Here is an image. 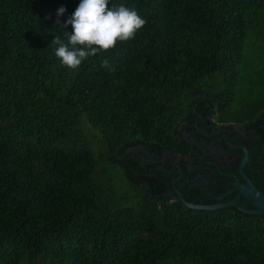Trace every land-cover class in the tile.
<instances>
[{"label":"trees","instance_id":"trees-1","mask_svg":"<svg viewBox=\"0 0 264 264\" xmlns=\"http://www.w3.org/2000/svg\"><path fill=\"white\" fill-rule=\"evenodd\" d=\"M79 3L0 0V264H264V215L166 195L217 203L244 149L264 192V0H110L146 25L70 69Z\"/></svg>","mask_w":264,"mask_h":264},{"label":"clouds","instance_id":"clouds-1","mask_svg":"<svg viewBox=\"0 0 264 264\" xmlns=\"http://www.w3.org/2000/svg\"><path fill=\"white\" fill-rule=\"evenodd\" d=\"M65 11V7H60L57 15ZM146 23L147 20L136 10L123 4L110 6V0H80L71 17L61 27L64 38L56 36L52 41L57 45L55 56L62 66L76 69L88 57L113 49L117 42L135 39L136 32ZM68 25L72 27L70 32L67 31ZM101 66H110L106 58L101 61Z\"/></svg>","mask_w":264,"mask_h":264},{"label":"water","instance_id":"water-1","mask_svg":"<svg viewBox=\"0 0 264 264\" xmlns=\"http://www.w3.org/2000/svg\"><path fill=\"white\" fill-rule=\"evenodd\" d=\"M243 151L244 155L239 165V175L244 180L243 184H240L238 180H236L233 189L219 197L217 203L211 205H197L186 202L178 191L176 192L177 197L175 201L180 202L186 209L194 211H216L222 208L237 207L241 212L248 215H264V192L260 191L243 173V169L249 160L247 150L244 149ZM233 192H236V197L232 201L225 203L221 202L226 196ZM241 198H245L254 209L248 210L238 207Z\"/></svg>","mask_w":264,"mask_h":264},{"label":"flooded vegetation","instance_id":"flooded-vegetation-1","mask_svg":"<svg viewBox=\"0 0 264 264\" xmlns=\"http://www.w3.org/2000/svg\"><path fill=\"white\" fill-rule=\"evenodd\" d=\"M218 149V148H217ZM211 151L213 150V148L211 147V149H210ZM219 150V149H218ZM211 151H210V153H211ZM212 158V157H211ZM172 159H174L173 160V162L176 164V163H178L179 162V159H175L174 157H170V156H165L163 159H161L160 160V162L163 164V166H164V164H165V161L166 160H172ZM204 159V158H203ZM202 159V160H203ZM213 160V159H212ZM216 160H218V159H216ZM157 160H152V163L153 162H156ZM227 162H233L232 160L231 161H228V159L226 160ZM200 166V172H203L204 170H205V167L203 166V164H200L199 165ZM204 178H205V176H202V175H200L197 179L199 180L198 181V183H197V185H200L201 183H202V181L204 180ZM178 190L177 189H175V193L177 192ZM168 197H171V199L173 200V201H175V198L177 197H175V195H173L172 194V192H168L167 194H166ZM177 195V194H176ZM182 196V195H181ZM218 198V197H217ZM217 198H215V200L214 201H216V199ZM215 203V202H214Z\"/></svg>","mask_w":264,"mask_h":264},{"label":"rangeland","instance_id":"rangeland-1","mask_svg":"<svg viewBox=\"0 0 264 264\" xmlns=\"http://www.w3.org/2000/svg\"><path fill=\"white\" fill-rule=\"evenodd\" d=\"M210 156L212 157L213 160H216L221 157V153L217 148H213V150L210 153Z\"/></svg>","mask_w":264,"mask_h":264}]
</instances>
